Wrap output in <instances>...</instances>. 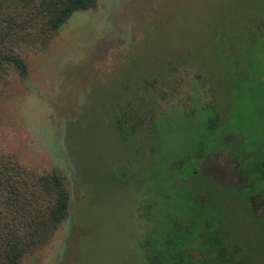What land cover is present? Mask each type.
Returning a JSON list of instances; mask_svg holds the SVG:
<instances>
[{"label":"rangeland","instance_id":"1","mask_svg":"<svg viewBox=\"0 0 264 264\" xmlns=\"http://www.w3.org/2000/svg\"><path fill=\"white\" fill-rule=\"evenodd\" d=\"M37 4L0 0L2 42L26 65L0 78V158L56 171L70 205L43 237L20 231L16 264H140L138 183L185 177L196 200L221 199L241 184L233 152L248 174L264 161V0H97L53 33Z\"/></svg>","mask_w":264,"mask_h":264},{"label":"trees","instance_id":"2","mask_svg":"<svg viewBox=\"0 0 264 264\" xmlns=\"http://www.w3.org/2000/svg\"><path fill=\"white\" fill-rule=\"evenodd\" d=\"M96 2L38 0L37 10L46 29L53 33L74 12L95 7ZM3 31L0 26V78L6 65L17 67L24 75L25 62L5 47ZM117 121L118 130L129 138L137 133L141 119L135 109H127ZM233 156L241 184L221 199L203 192L196 200L197 193L188 189L185 177L175 187L168 182L155 187L138 183L139 204L134 213L137 221L144 223L135 240L140 264H264V204L258 213L251 199L258 193L264 201V187L254 186L264 181V161L256 162V174H248L244 172L247 164L242 162L245 156L234 152ZM69 205L66 182L56 171L39 175L10 157H1L0 264H16L27 250L20 236L22 229L43 237L69 216ZM16 223L24 225L15 228ZM221 250L226 251L224 256L219 255Z\"/></svg>","mask_w":264,"mask_h":264},{"label":"flooded vegetation","instance_id":"3","mask_svg":"<svg viewBox=\"0 0 264 264\" xmlns=\"http://www.w3.org/2000/svg\"><path fill=\"white\" fill-rule=\"evenodd\" d=\"M249 251H250V250H249ZM251 252H252V251H251ZM206 253H209V252H206ZM218 253H219V255L224 256L225 253H226V251L221 250V251H218ZM256 261H261V260H256ZM236 262H238V261L236 260Z\"/></svg>","mask_w":264,"mask_h":264}]
</instances>
